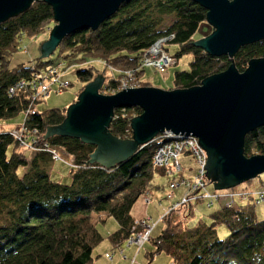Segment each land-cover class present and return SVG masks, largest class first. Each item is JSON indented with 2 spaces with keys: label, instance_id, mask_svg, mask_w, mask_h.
<instances>
[{
  "label": "trees",
  "instance_id": "16d2710c",
  "mask_svg": "<svg viewBox=\"0 0 264 264\" xmlns=\"http://www.w3.org/2000/svg\"><path fill=\"white\" fill-rule=\"evenodd\" d=\"M47 22H54L52 6L34 0L26 10L0 23V119L24 111L22 125L37 129L40 142L35 146L42 148L18 142L10 132H0V264H93L94 247L103 239L97 222L109 217L116 220L117 228L109 232L108 238L125 264L137 262L136 254L149 242L153 247L146 250L149 260L164 252L170 257L169 264H264V218H258L255 211L262 201L255 204L252 198L235 207L220 206L210 212V224L200 220L192 226L187 221L202 199L182 204L161 215L162 226L154 236L155 227L141 246L131 244L137 248L132 256L125 253L129 236L142 229L131 213L133 203L154 189L156 173L168 175V181L174 176L152 160L157 145L169 139L159 134L107 168L89 162L93 143L61 134L44 138L46 125L60 124L66 116V107H37L45 97L37 99L40 75L48 72L49 65L86 63L76 68V77L87 83L102 72L105 77L99 91L114 93L127 67L138 71L140 58L155 42L165 39L168 52V43L179 46L176 53L170 54L175 64L183 54L193 56L187 69L174 71L172 88L197 85L206 76L226 69L232 61L227 56H211L190 43L196 41L200 24L207 23L206 9L192 0H130L97 29L77 30L63 37L53 52L57 59L37 58L31 64L11 65L10 56L19 48L22 36L40 33ZM262 57L264 39L240 47L232 59L239 70H244L250 59ZM96 59L103 62L101 68L91 65ZM106 66H110V72L105 71ZM51 81L58 84V90L72 83ZM140 112L138 106L114 108L110 132L121 138L131 137L130 118ZM29 135L28 140H32ZM49 147L73 158L69 164L70 182L51 178ZM243 147L246 156L264 154V125L246 133ZM20 166L26 167L22 174L18 173ZM220 221L229 227L223 238L215 229ZM112 255L104 252L109 261Z\"/></svg>",
  "mask_w": 264,
  "mask_h": 264
},
{
  "label": "water",
  "instance_id": "95a60500",
  "mask_svg": "<svg viewBox=\"0 0 264 264\" xmlns=\"http://www.w3.org/2000/svg\"><path fill=\"white\" fill-rule=\"evenodd\" d=\"M33 1L0 0V23ZM44 1L52 6L56 24L40 46L41 58L52 54L66 35L97 29L130 0ZM192 1L206 9V21L213 31L190 43L211 56H227L232 61L226 69L190 87H125L111 94L99 91L104 77L98 73L66 108L62 123L46 125L44 138L61 134L93 143L89 162L108 168L159 132L172 130L198 138L207 153L205 174L214 188H229L263 172L264 154L246 156L243 146L246 133L264 125V57L250 59L244 70L234 65L232 57L240 47L264 39V0ZM131 106L142 111L130 119L131 137L113 135L109 124L114 108Z\"/></svg>",
  "mask_w": 264,
  "mask_h": 264
},
{
  "label": "rangeland",
  "instance_id": "374dc122",
  "mask_svg": "<svg viewBox=\"0 0 264 264\" xmlns=\"http://www.w3.org/2000/svg\"><path fill=\"white\" fill-rule=\"evenodd\" d=\"M54 22L52 23L47 22L43 24L40 30V33L36 35L22 36V39L18 44L19 48H17V50L14 51L12 55L10 56V64L11 65H17L18 63L31 64L33 61L39 58L41 56L40 46L48 38L49 32L52 30L53 26L56 24V22L55 23ZM211 28L212 27L208 25L207 23L200 24V27L198 28L196 32L195 39L198 40L208 35L209 33L207 34V32H210ZM167 48L170 54H174L179 50V46L174 43H168ZM145 57H150V56L146 54V56L143 55L140 58V62L138 65L140 71L139 70L135 71L136 68L127 67V71H129L130 73L127 76L123 75V79H119V83L116 87L118 89L117 91L122 90L125 87H138V86H158V87L168 88V89L172 88L170 86L174 85V82H173L174 71L187 69L189 67V62L192 60L193 56L190 53L181 55L178 58V62L176 64L174 63L175 65L173 63L170 64L171 66L164 71L157 67L155 69L152 67H148V68L144 67V70L141 69L142 66L145 65V61H146L144 60ZM42 59L55 60L57 59V54L52 53L49 56H44V58ZM91 65H95L96 67L101 68L103 66V62L96 59V60H93ZM84 66H86V63H81V62L78 64L70 63L69 65H65V66L61 65V68L59 69L56 76L58 77L59 80L63 82L65 81L72 82L66 88H61L58 90L56 88L58 85L56 82H52L48 77L44 78V81L46 80L45 81L46 83L49 84L52 82V85L49 88V91L45 93V95L42 94L41 92L38 94L37 99H40V97L45 96L41 98V100L38 101L37 103L38 109L44 110V109L52 108V107H58V108L66 107L67 108L71 103H73L74 100H76V98L78 97L79 92L83 90L84 85L86 84V83H82V81L76 77L75 70L76 68H81ZM110 69H111L110 66H106L105 71L107 70L106 72H110ZM99 74L105 77L102 74V72H100ZM96 76L97 74H95L93 78ZM107 94H111V93H107ZM24 117H25V112L22 111L19 114L9 119H0V132L2 131L11 132L12 130V132L17 134V137L16 136L15 137L18 142H20L21 139L22 141L26 140V138L28 137L27 133L31 135L39 134L37 133L38 131L34 132L33 130L27 129L25 127L24 129H22L23 128L22 122L24 120ZM166 131H165V139H174L176 138L175 134L181 135V136L185 135L181 133L173 134L174 132H170L169 130H166ZM161 133L162 132H159L157 135L159 134L161 135ZM13 134L11 135L13 136ZM170 141L171 140H168V142ZM164 145L175 146V143H162L159 147L164 146ZM189 145L193 147L192 144H189ZM190 146L189 147L181 146L177 150V154L175 157L177 158L178 162L176 160L174 161V170H175L174 175L176 176V178H169V181H168V175L156 173L154 177V182H153V184H155L154 189L151 191L144 192L143 196H139L132 205L131 213L133 217L135 218V220L138 221L140 226L144 228H147L146 226H153L152 228L155 227L153 229L154 233L151 234L152 236H154L162 226V223L159 222V220H160L161 215L167 210L166 208V206L168 205L167 199H170L167 196V193L169 190L170 191L172 190L171 198L173 199L177 198V199H174V201H180L183 196L187 197V195L191 192L193 188H199V187L202 188L204 197H194L190 200L185 201L184 203V206H186V204H188L189 202H192L194 199H199V198L202 199V202L199 203L197 208L195 209L194 216L192 215L189 216L190 219H188L187 221V223L190 226H192L200 220L205 221L208 224H210L213 221V219L209 215L210 212L217 209L220 206H225L223 203L227 199L230 200V202H233L232 207H235L238 203L240 204L244 200L241 198L243 197L244 193H247V195L256 194L258 192L257 188H263L264 186V171H263L259 173L257 176L253 177L252 179H247L232 187L224 188V189L214 188L213 181L211 180V178H208L207 175L205 174L206 168H204V173H200L198 171V168H200L203 165V160L207 159V153L205 149L200 145L204 149L203 154L205 158L203 157V155L199 153H194V155L196 156L195 158L193 155H190L191 154L190 151H192ZM156 149L157 147L154 149V152L152 153V160L154 162L156 161V155H157L155 153ZM160 151L161 149L159 150V152ZM183 162H184V165H183ZM201 162H202V165L199 164ZM154 164L157 165L156 163ZM69 167H70L69 164L61 160H53L51 167L48 169V171L50 172L51 178L68 183L71 180L70 173H69ZM25 168L26 167L20 166L18 168V173L22 174ZM163 168L165 170L167 169L166 166H163ZM194 172L197 174L196 176L194 175ZM182 180H184L185 183H183ZM173 181H176L182 184V187H181L182 192L179 196H177V194H175L173 190L179 185H175L173 189H170L168 187L169 182H173ZM216 193H221L223 196H219V195L213 196ZM227 193H230V194L225 196ZM248 197H250V199L252 198L251 200L256 204L254 200L255 196H252V197L248 196ZM145 198H147V200ZM255 211H256L258 218H264V201H262L261 203L255 206ZM116 223L117 222L113 217H109L107 218V220H99L97 222L98 229L100 233L102 234L103 239L94 247L93 264H111V262L114 264L127 263L125 260H122L119 254V250L112 247V244L108 238L109 232L117 228ZM156 223L158 224L156 225ZM215 229H216L217 235L220 238L227 236V234L229 233V227L223 221L217 222L215 224ZM142 230L143 228L139 229V232ZM144 238L145 237L141 235L138 239V242L141 243ZM134 248L137 249L135 245H131V244H129V246L126 245L125 253L127 255L132 256L134 252ZM152 248H153L152 244L149 242L146 247L141 249L139 253L136 254L137 262H135L134 264H169L170 257L164 252L156 254L153 259L149 260V257H147V254H146V250L148 249L151 250ZM106 251L112 252L113 254L112 261H109L107 258H105L104 252ZM123 256L126 257L125 255ZM132 261L134 260L132 259Z\"/></svg>",
  "mask_w": 264,
  "mask_h": 264
},
{
  "label": "built area",
  "instance_id": "2783aa9c",
  "mask_svg": "<svg viewBox=\"0 0 264 264\" xmlns=\"http://www.w3.org/2000/svg\"><path fill=\"white\" fill-rule=\"evenodd\" d=\"M165 39H162V40H159L157 42H155L147 51L146 53L144 54L146 56V54H148L150 57H145L144 60L145 61V65H143L142 67H152V68H160L162 69L163 71L168 69L171 65L170 64H174L176 61H175V58L170 55V53L164 48V44H165ZM61 65L62 62H58L56 65H49L50 67L47 69L48 72H46L45 74H41L40 75V83H39V91L37 94H39L40 92L42 94H45L47 93L48 91V87H49V84L47 83H44V78L45 77H48L50 80H54V79H58V77L56 76V74L58 73L59 69L61 68ZM130 72L129 71H125L124 74L127 76ZM45 75H48V76H45ZM125 78V77H124ZM123 79V78H122ZM59 80V79H58ZM62 84H66L65 82L61 81ZM127 83V82H126ZM42 90V91H41ZM23 126V125H22ZM24 129V126L23 128ZM34 132H37V129L36 130H33ZM166 131V130H165ZM165 131L163 133H161V137H165ZM167 132V131H166ZM171 132V131H170ZM11 134H13L14 132H10ZM175 134V133H173ZM28 137L26 138V140H23L21 139V143H33L34 147L36 149H42L41 147H38V145L35 146V143H39V134H36V135H32L33 136V139L32 140H28L29 139V134L27 133ZM13 136H16L17 137V134H13ZM176 138L174 139H169L171 140L170 142L167 141H163V142H160L161 144L162 143H175V146H161L159 147L160 145L158 144L157 145V149L155 151V154L156 155V161L154 163H156L157 165H160V166H166L167 169L166 171L170 174H173L174 175V161L176 160L177 161V158L175 157L176 154H177V150L183 146V147H189L190 145L189 144H192L193 147L190 146V148L192 149L191 154L190 155H193L195 158L196 156L194 155V153H199L201 155H203L204 157V154H203V148L200 146V144L198 143V138L196 136H193V135H184V136H181V135H177L175 134ZM161 141V140H160ZM48 146V145H47ZM33 147V148H34ZM46 147V146H44ZM50 148V147H49ZM161 149V151L159 152V150ZM48 150V148H47ZM49 151L51 152V155H52V159L53 160H63L65 162H67L68 164H72V161H73V158H68V157H65L62 152H60L57 148H50ZM205 152V151H204ZM205 158V157H204ZM205 161L206 159L203 160V165H202V162L199 163L201 164L202 166L200 168H198V171L200 173H204V164H205ZM178 162V161H177ZM180 170V169H179ZM178 170V171H179ZM206 171V169H205ZM194 175L196 176L197 174L194 172ZM172 178H176V176L174 175ZM183 183H185L184 180H182ZM169 188L170 189H173V187L175 185H182L176 181H173V182H169ZM170 191V190H169ZM167 193V196L168 198H170L171 200V203L170 205L168 206L167 210L166 211H169L171 209H176L178 207H180L182 204L185 203V201L187 200H190L194 197H204V193L202 192V188H193L191 190V192L187 195V197L183 196L181 198L180 201H174L172 200L173 198L172 197V190ZM241 193V192H239ZM238 193V195H239ZM230 193H227L225 196L229 195ZM223 196L221 193H216L215 195L213 196ZM211 196V195H210ZM248 196H255V202H260V201H263L264 200V191L263 190H258V192L256 194H250V195H247V193H244L243 197H241L242 199L244 200H247V199H250V197ZM147 200V198H145ZM217 199V198H216ZM148 202V201H147ZM182 202V203H181ZM233 202H230V200H226L223 204L225 206H228V207H232ZM165 211V212H166ZM138 223V222H137ZM142 227V226H141ZM147 228H143L142 231L139 232L136 231L134 232L133 234H131L128 238V243L129 244H135L137 246H141L143 244L144 241H147L149 239V235L151 233V229L153 226H146ZM143 235V237H145L142 242H138V239L139 237ZM146 235V236H145ZM136 240V241H135Z\"/></svg>",
  "mask_w": 264,
  "mask_h": 264
},
{
  "label": "crops",
  "instance_id": "0c3cea01",
  "mask_svg": "<svg viewBox=\"0 0 264 264\" xmlns=\"http://www.w3.org/2000/svg\"><path fill=\"white\" fill-rule=\"evenodd\" d=\"M185 164H187V163H185ZM183 165H184V162H183ZM181 187H182V185H179L178 187H176L175 189H173L174 192H175V194H177V196H179V195L181 194V192H182V191H181ZM263 188H264V186H263ZM257 189L259 190V189H261V188H257ZM167 191H168V190H167ZM167 191H166V192H167ZM165 194H166V193H165ZM174 199H177V198H174ZM174 199H173V200H174ZM167 200H168V204H169L171 200H170V199H167ZM166 207H167V206H166Z\"/></svg>",
  "mask_w": 264,
  "mask_h": 264
},
{
  "label": "bare ground",
  "instance_id": "6f19581e",
  "mask_svg": "<svg viewBox=\"0 0 264 264\" xmlns=\"http://www.w3.org/2000/svg\"><path fill=\"white\" fill-rule=\"evenodd\" d=\"M169 131L173 132L172 130H169Z\"/></svg>",
  "mask_w": 264,
  "mask_h": 264
}]
</instances>
